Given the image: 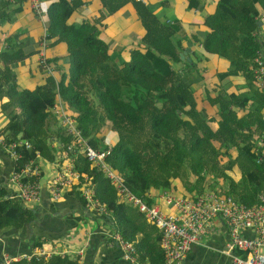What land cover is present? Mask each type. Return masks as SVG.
<instances>
[{
    "label": "trees",
    "instance_id": "1",
    "mask_svg": "<svg viewBox=\"0 0 264 264\" xmlns=\"http://www.w3.org/2000/svg\"><path fill=\"white\" fill-rule=\"evenodd\" d=\"M71 3L59 0L48 10L51 46H63L68 63L66 70H58V81L46 72L42 84L22 88L16 65L31 54L25 55L21 44L11 41V51L0 55V113L7 119L4 136L8 143L21 138L33 145L24 152V161L36 159L39 153L54 163L70 144L53 111L61 98L95 148H106L105 132L118 135L108 162L138 197L169 190L179 181L186 196L194 198L213 179L211 189L227 184V191L219 188L217 194L255 205L264 194V164L255 161L257 137L249 128L258 124V134L264 133V94L256 88L253 73L254 60L262 50L258 23L264 17V0H218L205 20L203 48L228 66L213 76L214 116L198 108L194 91L173 68V63L182 62L184 52L180 25L162 24L153 6L137 0H103L112 13L132 3L144 28L141 43L126 61H118L101 37L104 16L93 23H69L77 8ZM203 5V0H189L190 9ZM53 61L49 58L51 65ZM73 156L79 171L93 178L100 204L109 212H120L116 191L103 173L82 155ZM147 203L152 204L148 198ZM33 218L31 209L0 189V229H19ZM124 221H119L120 234L133 243L135 237ZM141 244H135L139 252ZM31 260L16 264H79L78 259L61 255Z\"/></svg>",
    "mask_w": 264,
    "mask_h": 264
},
{
    "label": "crops",
    "instance_id": "2",
    "mask_svg": "<svg viewBox=\"0 0 264 264\" xmlns=\"http://www.w3.org/2000/svg\"><path fill=\"white\" fill-rule=\"evenodd\" d=\"M58 1L44 0L45 9L49 10L51 5ZM67 1H71V5H77L69 23H93L104 16L102 26L99 25L102 30L101 37L108 42L116 60L126 61L131 50L141 43L144 28L132 3L116 13H112L104 7L103 0ZM145 1V5L155 8L156 16L162 24L180 25L185 36L183 38V53H186V59L181 63H173V68L182 76L185 84L194 91L198 108L206 111L208 115L214 116L217 113V107H212L210 103L213 86L216 84L213 76L217 72L227 71L228 66L227 63L221 62L217 55L207 53L202 43L207 35L205 20L214 12L218 0H203L205 5L199 9H190L189 0ZM2 9L5 11L1 12ZM49 23V17L48 21L46 20L44 23L35 15L28 3H10L9 0H0V55L11 51L12 45L9 41H18L25 51V55L30 56L31 54L27 60L16 65L15 72L22 88H32L44 81L46 72L39 65L38 55L45 28L49 26ZM260 38L264 56V32ZM51 43L49 40L47 56L48 59L54 60V78L58 81V70H66L68 63L64 58L66 54L64 47L61 45L52 47ZM199 55L203 57L201 61H199ZM194 63L197 67L193 65ZM239 81L243 83L242 80ZM236 111L240 115L243 113L238 109ZM6 125V117L0 113V130H4ZM255 125L259 130V125ZM252 134L254 133L252 132ZM103 136H105L104 144L115 145L118 142V135L111 131L105 132ZM57 163H61L59 156L54 163L42 158L39 160L42 170L40 201L28 207L23 204L33 211L34 218L19 229L12 226L0 229V262L7 254L13 257L32 256L37 261L48 260L55 255L70 256L73 259H78L79 264L164 263L165 256L161 247L159 229L151 225L137 208L129 204H122L118 195L117 204L120 206V212H109L105 207V214L89 211L77 188L63 191L61 199L53 201L51 186L59 171ZM14 170L15 163L0 146V189L4 188L9 197L17 199L18 187L11 182ZM108 182L110 183L109 180ZM213 183L212 179L210 185L205 186L204 193L207 191L216 192L219 191V188L227 191V184H217V189L209 188ZM110 185L112 186L111 183ZM94 186L96 190L95 183ZM169 190L173 191L177 197L191 198L186 196L185 189L181 188L179 181L175 182ZM162 194L163 191L160 190L150 192L148 194L152 203L150 205L158 206L166 215H175L176 210L173 207H168L166 201L162 199ZM120 219H125L124 224L127 230L134 235L133 243L138 245L142 241L140 252L136 248L135 263H131L123 257V251L116 240L118 235L121 236ZM245 236L253 238L254 233L247 231ZM135 247L137 246L135 245ZM247 256V252L231 247L228 227L224 221L218 219L213 222L212 228L204 235L201 243L193 247L183 264H233L235 257L246 258ZM31 259L22 261L30 262Z\"/></svg>",
    "mask_w": 264,
    "mask_h": 264
},
{
    "label": "built area",
    "instance_id": "3",
    "mask_svg": "<svg viewBox=\"0 0 264 264\" xmlns=\"http://www.w3.org/2000/svg\"><path fill=\"white\" fill-rule=\"evenodd\" d=\"M10 3H28L44 23L48 21V10L44 0H9ZM145 4V0H137ZM261 23L260 36L264 32V17ZM48 27L45 28L40 43L38 55L39 65L49 75L55 77L54 65H51L47 56L49 46ZM1 54V51H0ZM254 84L264 94V56L258 53L255 60ZM53 111L58 117L59 125L70 136V144L59 154L61 163H57L58 173L52 182L51 193L53 201H59L65 190L77 188L86 202V208L95 213L105 214L106 208L96 197L93 179L82 174L77 168L75 154L85 157L93 169H97L110 181L117 191L120 202L137 208L147 221L161 232V247L166 264H183L185 258L195 245L201 243L204 235L212 228L213 222L221 219L228 227L231 247L248 253L246 258L235 257L233 264H264V194L258 202L249 207L231 196L220 195L207 191L194 198L177 197L171 190L163 191L162 199L168 207L176 210L175 215H166L158 206L147 203L149 197H138L127 186L125 178L109 164L114 145L105 144L106 148L94 147V140L85 138L77 126L76 120L71 117L65 104L59 98ZM250 131L257 135L255 146V161L258 165L264 164V133L258 134V126L250 127ZM0 146L15 163V170L11 182L18 187L17 199L25 206L39 203L41 196L40 179L42 170L39 164V153L36 159L24 161V152L33 149V145L21 138L8 143L4 131L0 130ZM149 199V198H148ZM253 232L254 237L245 236L246 232ZM123 251V257L131 262L136 261V247L122 236L116 237ZM32 256L13 257L5 254L0 264H16L22 260H30Z\"/></svg>",
    "mask_w": 264,
    "mask_h": 264
},
{
    "label": "water",
    "instance_id": "4",
    "mask_svg": "<svg viewBox=\"0 0 264 264\" xmlns=\"http://www.w3.org/2000/svg\"><path fill=\"white\" fill-rule=\"evenodd\" d=\"M258 24H259V26L261 27V23L259 22ZM185 59H186V53H183V54L181 55V60L184 61Z\"/></svg>",
    "mask_w": 264,
    "mask_h": 264
},
{
    "label": "rangeland",
    "instance_id": "5",
    "mask_svg": "<svg viewBox=\"0 0 264 264\" xmlns=\"http://www.w3.org/2000/svg\"><path fill=\"white\" fill-rule=\"evenodd\" d=\"M144 4V3H143ZM147 4V3H146ZM9 42H11V41H9ZM21 84V83H20Z\"/></svg>",
    "mask_w": 264,
    "mask_h": 264
}]
</instances>
